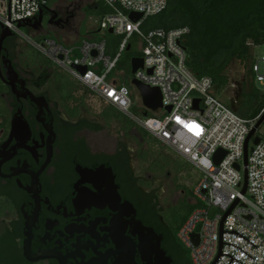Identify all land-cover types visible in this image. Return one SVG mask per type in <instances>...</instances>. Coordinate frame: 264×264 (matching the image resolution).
<instances>
[{
  "label": "flooded vegetation",
  "instance_id": "obj_1",
  "mask_svg": "<svg viewBox=\"0 0 264 264\" xmlns=\"http://www.w3.org/2000/svg\"><path fill=\"white\" fill-rule=\"evenodd\" d=\"M70 17L65 8L45 6L24 28L47 33ZM3 47L16 72L2 67L0 79V240L6 238L8 264H164L156 244L169 264H190L172 237L181 213L166 216L179 201L163 206L158 197L154 206L131 151L92 150L89 139L100 130L74 129L78 121L63 111L62 91L22 69L13 35Z\"/></svg>",
  "mask_w": 264,
  "mask_h": 264
},
{
  "label": "built area",
  "instance_id": "obj_2",
  "mask_svg": "<svg viewBox=\"0 0 264 264\" xmlns=\"http://www.w3.org/2000/svg\"><path fill=\"white\" fill-rule=\"evenodd\" d=\"M47 2L0 0V24L31 43L57 68L141 123L161 143L199 170L201 176L192 192L197 207L177 231L178 239L189 250L191 264H264V132L260 128L255 133L259 141L257 144L250 141L252 150L248 149L247 165H243L244 142L259 116L241 117L212 94L213 83L209 77H196L191 72L183 46L189 32L186 26L142 30L143 19L162 12L167 0H91L106 5L111 11L102 17L89 16L93 23L90 27L99 33L112 30L122 37L113 58L106 53L103 38L94 40L85 36L78 43L49 36L34 40L18 27L20 22L33 19ZM130 12L142 16L132 21ZM134 36L140 42L143 66L131 79L159 88L162 103L159 112L166 116L157 129L130 112L133 103L127 83L130 85L131 79L125 83L111 76L129 39ZM252 56V80L264 87V50ZM80 67L86 68L85 73L81 74ZM194 99H199L197 108H194ZM140 106L143 107L142 103ZM164 107H170V112ZM218 149L224 150L225 155L216 164L214 155ZM244 168L247 184L243 193Z\"/></svg>",
  "mask_w": 264,
  "mask_h": 264
},
{
  "label": "trees",
  "instance_id": "obj_3",
  "mask_svg": "<svg viewBox=\"0 0 264 264\" xmlns=\"http://www.w3.org/2000/svg\"><path fill=\"white\" fill-rule=\"evenodd\" d=\"M49 1L50 0H48L46 5L47 8L50 7ZM84 9L89 16L95 17H102L111 11L110 8L100 2H91L87 4ZM184 26L189 29L183 41V46L187 54V67L196 77L207 76L212 80L213 86L215 85L218 88H223L229 83L228 76L225 73L228 65L233 60H238L242 64L247 65L249 61L252 62L253 48L264 44V0H167V5L162 12L144 18L141 24L143 31L156 28L169 30ZM94 31L98 32L97 30ZM94 31L90 30L84 33L92 34ZM25 33L30 35L28 30ZM103 34L104 36L92 39L99 40L103 38L106 42V53L113 58L118 51L122 37L109 33ZM13 36L16 38L15 35ZM45 36L46 35L36 37L37 40H40ZM47 36L55 37L52 33H48ZM32 53L28 54L27 58H29V55H34V57L38 55ZM21 55L22 54L18 53V64L23 70L31 72V76L36 78L40 83L48 82L52 89L60 88L55 85L54 81V76L58 70L46 66L42 60L39 65L32 67L29 64V60H26V58L22 59ZM133 55L138 54H132L131 52L129 57L131 58ZM119 63L120 59L118 60L116 69ZM129 70L128 61L126 66L127 74H129ZM113 73L114 71L111 74L114 75ZM123 82L127 83L125 78H123ZM127 85L130 89L132 88L128 83ZM263 95L264 94H261L260 96L263 98ZM252 96L253 99H257V101L254 102L255 105L253 103L249 109L239 108L236 110V113L241 117L254 119L263 114L264 99H259L258 89L254 88ZM52 97H55V95L53 94ZM89 98L92 102L91 106L87 104ZM60 101L63 102V111L66 113L67 117L70 120L78 121L74 129H80L84 126L90 127L96 131L102 129L103 126L100 124L91 123L80 118L81 116H85V112L90 111V107L96 109L94 113L100 115L105 123L108 124L112 121H117V123L122 126L126 136L129 135L131 129H134L131 124L129 125L127 122L122 121V112L118 111L114 106L100 98L75 79L74 84L70 85L67 92L61 96ZM107 107L109 110H107ZM136 111L141 114L145 113L144 108L140 105L136 108ZM142 132L146 136H140L138 134L140 139L145 143L147 142V145H150V147L139 151L138 158L139 161L145 165L147 172L151 174L152 177H156L150 173L149 159L152 158L151 156L155 155V152L151 149L154 147L161 148V143L154 135L149 134L143 129ZM116 149L117 151H123L126 150L127 147L125 144H119ZM190 165L192 164L190 163ZM181 172V169L172 167L168 170L164 169L163 173L157 175V177L166 178L170 174L177 176ZM149 181L148 178L142 175V186L146 189H151L149 198L153 201L155 199L154 206H157L159 187L150 188L151 183ZM178 187H181L183 192L186 190V186L184 185H178ZM195 207H197V204L191 203L188 198L183 196L182 199L179 200L178 206L170 205V207L166 209L167 218L175 215L177 212L181 213L172 227V237H174L177 244L184 250L189 258L190 264L189 251L178 239L177 231ZM6 251V238L3 237L0 240V264H8Z\"/></svg>",
  "mask_w": 264,
  "mask_h": 264
},
{
  "label": "rangeland",
  "instance_id": "obj_4",
  "mask_svg": "<svg viewBox=\"0 0 264 264\" xmlns=\"http://www.w3.org/2000/svg\"><path fill=\"white\" fill-rule=\"evenodd\" d=\"M89 3H91V0H50L49 5L51 8H65L68 11L71 16L69 18L68 24L60 29L52 26L50 27V32L47 33L35 32V30L29 31L30 37L34 40H37L36 36H47L48 33H52L60 41L66 43H78V41L86 35H92L84 33L90 31L92 29L90 26H93L92 19L89 18V14L84 9V7ZM22 29L25 32L27 31L25 28ZM16 40L19 45L18 53L22 54V59L26 58V60H29V64L32 67L39 65L40 61L42 60L43 63L46 64V66L50 67L51 69L58 70V72L54 76L55 85L57 87H60L59 89L62 90L63 94L66 93L70 85L74 84V78H72L66 71L57 68L51 61H49L41 53H39L31 43L26 42L19 37H16ZM263 50V46L254 47L252 55L253 53H260ZM32 52L38 55H35V57L34 55H29V58H27V55ZM130 52H132V54L137 53L138 55H140L136 44H134ZM129 54L130 53L127 51H123L121 53L119 66L114 70L113 74L118 79V81H121L123 80V78H125L126 82H128V80L131 79L130 70L129 74L126 73V66L128 61L130 67ZM250 63L251 62L249 61L247 65H244L238 60H233L228 65L225 71L226 75L228 76L229 83L223 88H218L214 85L211 89L213 95L217 96L235 112L239 108L249 109L251 108L253 103L257 101V99H253L252 96L254 88L258 89L259 91V99H264V97L262 98L260 96L264 93V87L252 80V75L250 73ZM131 100L133 104L130 108V112L145 119L149 127L157 129L159 123L162 119H164L166 114H163L159 111L152 112L149 110L146 116L144 114L138 113L136 111V108L139 107L142 102L136 89L133 87L131 88ZM87 104H89V106L92 105L90 98L87 100ZM94 110L96 109L90 107V111L84 113L86 117H88L89 119H94L98 124L103 126L99 132L92 134L89 139L90 147L92 150L112 152L117 148L119 144H125L127 149H129L132 153L131 163L136 172L148 178L149 180L150 177L154 178V182L149 181L151 183L150 188L159 187L158 197L163 206H165V204L167 203H175L181 200L183 196L188 198L191 203H195L192 190L201 176L198 169H196L193 165H190L189 162L176 154L171 148L160 142L161 148L154 147L153 149H151L153 150V152H155V155L151 156L152 158L149 159L150 173L156 176L152 177V175L149 174L145 169V165H143L138 158L139 151L150 147V145H147V142L145 143L139 137V135L146 136L142 132V129L151 134L148 129H146L141 123L133 121L127 114L122 113V121L127 122L129 125L131 124L132 128L136 130L135 131L134 129H131V131H129V135L126 136L122 126H120L117 121H112L107 124L103 121L100 115L94 113ZM107 110H109L108 107ZM144 110L146 109L144 108ZM2 112H4V108L0 106V114ZM260 132H264V122L260 126ZM172 167H177L181 169L182 172L177 176L170 174L166 178L157 177V175H161L163 173L164 169L168 170ZM178 185L186 186V190L183 192V189L181 187H178Z\"/></svg>",
  "mask_w": 264,
  "mask_h": 264
},
{
  "label": "water",
  "instance_id": "obj_5",
  "mask_svg": "<svg viewBox=\"0 0 264 264\" xmlns=\"http://www.w3.org/2000/svg\"><path fill=\"white\" fill-rule=\"evenodd\" d=\"M41 12V11H40ZM142 14L141 13H137V12H130L129 13V17L132 21H137L141 18ZM32 19H28L24 22H20L18 24V27L20 28H24L28 22H31ZM109 33H112V30H108ZM13 33L7 29L6 27H4L2 24H0V79H4L3 75H2V67L6 70V72H11L14 75H16V72L13 69V66L11 64V61L9 59V57L6 54H2L4 50L3 47V41L6 37L12 36ZM129 49V46L126 47V51ZM143 66V60L142 57L140 56H133L130 58V74H134L135 71L139 68H142ZM78 70L81 72V74L85 73L86 68L85 67H80L78 68ZM7 76V74H6ZM130 85L136 89L143 107L146 109L144 115H147L148 110L152 111V112H158L161 108H162V103H161V93L158 87H153V86H149L147 84H144L142 82H140L137 79H131L130 81ZM32 99V98H31ZM198 101L199 99H194V108L198 107ZM164 109L167 112H170V107H164ZM264 122V112L263 114L259 117V119L257 120V122L254 124V126L251 128L250 132L248 133L246 140L244 142V147H243V165L244 167H246L247 165V155H248V149L251 151L252 147L249 148V143L252 140L253 144H257L259 141V137L255 135L256 131L258 128H260V126L263 124ZM17 127V123L13 124V130L16 129ZM21 127L22 129H25L26 126L23 125L21 123ZM225 155V151L222 149H218L214 155V161L215 163H219L220 160L222 159V157ZM235 168L239 169V166L237 164H235ZM107 169V173L109 176V186L111 188V192H112V196L114 197V199L116 201L120 200V196L116 190V185L114 183V176L112 174V170L111 168H106ZM246 184H247V176H246V169L244 168V187L242 189V192H245L246 189ZM235 204V203H234ZM233 204V205H234ZM231 209V208H230ZM229 210H227L222 218L221 224L223 222V220L225 219V217L228 215ZM193 240L195 242V244L197 243V236L194 235L193 236ZM182 244L183 242L180 241ZM184 245V244H183ZM185 246V245H184ZM155 247L158 249L160 256L162 258L161 262L164 264H169V260H167L165 258L164 252L160 249L159 244H156ZM186 247V246H185ZM187 248V247H186ZM188 249V248H187ZM24 250H25V255L28 256V245L27 243L24 246ZM189 251V250H188ZM211 264H214V262H212Z\"/></svg>",
  "mask_w": 264,
  "mask_h": 264
},
{
  "label": "crops",
  "instance_id": "obj_6",
  "mask_svg": "<svg viewBox=\"0 0 264 264\" xmlns=\"http://www.w3.org/2000/svg\"><path fill=\"white\" fill-rule=\"evenodd\" d=\"M94 30H96V29H92V31H94ZM98 31V30H97ZM104 33H109V32H104ZM109 34H113V33H109ZM113 35H116V34H113ZM86 36H88L89 38H96V37H100V36H104V34L103 33H99V32H93L92 33V35H86ZM116 36H118V35H116ZM134 44H136L137 45V49L139 50V47H140V42H139V40L137 39V37H132L131 39H129V41H128V45L127 46H129V49L127 50V52H129V53H131L130 52V50L133 48V46H134ZM125 51H126V49H125ZM133 56H139V55H133ZM132 56V57H133ZM121 82H123V80H121ZM119 111V110H118Z\"/></svg>",
  "mask_w": 264,
  "mask_h": 264
}]
</instances>
